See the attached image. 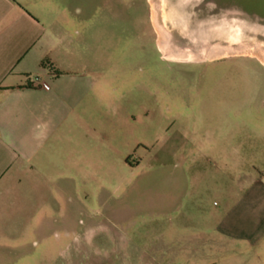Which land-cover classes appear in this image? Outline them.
Listing matches in <instances>:
<instances>
[{
    "label": "rangeland",
    "instance_id": "374dc122",
    "mask_svg": "<svg viewBox=\"0 0 264 264\" xmlns=\"http://www.w3.org/2000/svg\"><path fill=\"white\" fill-rule=\"evenodd\" d=\"M82 4L85 60L117 73L118 83L126 75L132 87L145 81L150 94L132 91L118 96L116 108L104 101L85 111L104 140L66 173V230L80 231L90 208L103 225L99 248L117 252L99 255L103 262L264 264V251L245 252L237 238L217 231L238 193L227 178L250 160L241 157L239 140L264 126V65L250 55L162 60L144 0ZM198 10L200 24L229 35L230 49L264 56V0H198ZM208 129L219 138H203ZM214 162L228 174L214 171ZM82 260L73 255L75 263Z\"/></svg>",
    "mask_w": 264,
    "mask_h": 264
},
{
    "label": "crops",
    "instance_id": "0c3cea01",
    "mask_svg": "<svg viewBox=\"0 0 264 264\" xmlns=\"http://www.w3.org/2000/svg\"><path fill=\"white\" fill-rule=\"evenodd\" d=\"M83 1L0 0V264H115L99 260L117 252L115 247L99 248L97 236L103 225L95 223V209L83 210L86 220H81L80 231L66 230V173L80 163L86 149L93 150L104 140L85 111L104 101L116 108L119 95L138 90L144 97L150 91L145 81L134 88L129 86L133 78L126 75L120 84L117 73L85 60ZM144 2L162 60L201 63L250 55L264 65L258 50L249 54L230 49L225 42L229 35L224 40L225 33L217 34L214 25L200 24L198 0ZM92 26L97 30L96 23ZM71 46L78 53L77 69L71 64ZM42 59L59 72L54 74L40 63ZM145 104L143 98L139 105ZM83 135L89 140H82ZM213 135L208 129L203 138H219ZM191 136H197L194 128ZM239 149L241 157L250 160L246 169L227 178L238 193L215 230L237 238L245 252L255 247L261 253L264 126L258 134L240 139ZM213 165L214 171L228 174L226 167ZM73 255L82 262L72 261Z\"/></svg>",
    "mask_w": 264,
    "mask_h": 264
},
{
    "label": "trees",
    "instance_id": "16d2710c",
    "mask_svg": "<svg viewBox=\"0 0 264 264\" xmlns=\"http://www.w3.org/2000/svg\"><path fill=\"white\" fill-rule=\"evenodd\" d=\"M40 63L43 64V65L46 64V65L48 66V68H49L54 74H57V73L59 72L58 70L54 69V68L50 65V63H47L45 59H42V60L40 61Z\"/></svg>",
    "mask_w": 264,
    "mask_h": 264
},
{
    "label": "bare ground",
    "instance_id": "6f19581e",
    "mask_svg": "<svg viewBox=\"0 0 264 264\" xmlns=\"http://www.w3.org/2000/svg\"><path fill=\"white\" fill-rule=\"evenodd\" d=\"M217 53V52H215ZM215 53L211 52L210 55H215ZM260 58L262 59V61L264 62V56L263 55H260Z\"/></svg>",
    "mask_w": 264,
    "mask_h": 264
}]
</instances>
